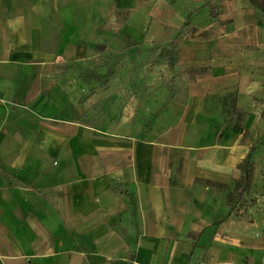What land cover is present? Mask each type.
I'll list each match as a JSON object with an SVG mask.
<instances>
[{"label":"rangeland","instance_id":"374dc122","mask_svg":"<svg viewBox=\"0 0 264 264\" xmlns=\"http://www.w3.org/2000/svg\"><path fill=\"white\" fill-rule=\"evenodd\" d=\"M150 1L91 4L83 30L85 58L53 72L70 105L86 98L80 105L86 120L75 122L88 121L92 132H82L85 126L0 121V197L1 190L29 189L30 175L23 178L18 163L27 156L45 155L48 167L62 169L71 181V161L84 156L89 140L93 155L80 161L81 170L90 161L115 159L129 179L137 144L147 143L157 225L171 240L193 243L192 264H264V0H214L216 18L207 0H165L174 11L168 35L144 43V4ZM171 48L177 51L174 68L168 65ZM193 101L201 114L193 115ZM211 126L216 127L209 140ZM225 128L237 135L229 147L220 146ZM113 176L106 181L128 210L112 228L132 252L144 232L139 199L127 191L120 195L122 183ZM2 215L0 206V264H19ZM27 229L36 231L30 223ZM39 229L48 238L46 228ZM42 238L31 241L26 264L39 258L81 264L69 255L57 261L50 252L54 238Z\"/></svg>","mask_w":264,"mask_h":264},{"label":"crops","instance_id":"0c3cea01","mask_svg":"<svg viewBox=\"0 0 264 264\" xmlns=\"http://www.w3.org/2000/svg\"><path fill=\"white\" fill-rule=\"evenodd\" d=\"M98 2L129 0H0L1 126H85L75 122L84 114L82 108L70 105L56 86L58 76L53 72L57 67L85 58L83 30L91 4ZM144 6L147 21L143 42L164 39L173 20V9L165 0H151ZM195 103L198 102L193 101V115L201 114L202 108ZM215 127H210L209 140ZM81 131L92 132L87 126ZM236 139L235 132L225 128L220 146L229 147ZM85 143L84 156L71 161L73 180L67 181L62 169L48 167L45 155H30L18 162L21 176L30 175L26 178L29 189L1 190L3 223L17 243L14 250L18 263L26 264L32 255L31 241L42 237L44 241L54 238L56 247L50 252L57 261L69 255L81 264H90L88 258L96 262L108 259L114 264L194 263L193 243L171 240L157 225L159 205L150 185L153 151L149 145L137 144L136 160L127 179L121 163L115 159L90 161L88 168L81 170L80 161L88 159L85 155L92 156L94 151V142ZM112 175L122 183L124 192H119L120 195H126L127 191V195L139 199L144 232L136 239L132 252L112 228L119 217L127 216L128 210L125 200L106 181ZM37 188L43 189V194L33 191ZM28 223L36 231L26 230ZM39 227L46 228L48 238ZM5 250L11 252L10 247ZM0 252L4 253V248ZM13 253L12 250L10 254L14 256ZM131 254L133 261L129 260ZM31 264L53 263L39 258Z\"/></svg>","mask_w":264,"mask_h":264},{"label":"trees","instance_id":"16d2710c","mask_svg":"<svg viewBox=\"0 0 264 264\" xmlns=\"http://www.w3.org/2000/svg\"><path fill=\"white\" fill-rule=\"evenodd\" d=\"M214 0H207L206 1V4L210 7V15L212 18H216L217 17V6L214 4L213 2ZM176 59H177V51L176 49L174 48H171L170 49V52H169V60H168V65L170 68H174L176 66ZM86 101V98L82 97L80 98V100L78 101V104L79 105H82L84 104V102ZM79 120H83L85 121L86 120V113L83 114ZM85 126H89L91 128H94V126H90L89 122H85L84 123ZM249 154L247 155V157L245 158V162H244V167H245V170H246V166L249 164ZM130 261H133L134 260V254H131L130 255V258H129Z\"/></svg>","mask_w":264,"mask_h":264}]
</instances>
